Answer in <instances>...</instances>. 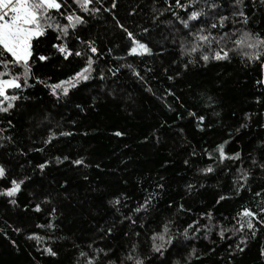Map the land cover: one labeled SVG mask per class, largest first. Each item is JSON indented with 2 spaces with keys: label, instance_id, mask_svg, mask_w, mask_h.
<instances>
[{
  "label": "trees",
  "instance_id": "trees-1",
  "mask_svg": "<svg viewBox=\"0 0 264 264\" xmlns=\"http://www.w3.org/2000/svg\"><path fill=\"white\" fill-rule=\"evenodd\" d=\"M216 2L222 15H230L233 0ZM73 7L68 0L62 11ZM90 7L100 11L78 13L85 23L70 30L74 34L67 41L73 52L86 55L65 60L52 49L56 34L49 30L35 53L49 60L33 58L32 87L20 93L13 109L0 113V166L7 177L0 179V189L13 179L23 181L15 196L0 195V264H87L93 255L100 264H120L133 245L134 255L148 258L145 264H264V227L257 223L255 236L246 227L235 235L231 231L239 227L237 220L248 219L238 216L242 209L258 213L264 206V170L252 164V157L264 161V84L257 83L264 80V60L247 63L232 54L229 60L205 64L197 53L181 56V43L190 47L191 38L165 11L163 0H115V7L113 0H94ZM176 11L186 19L184 10ZM244 11L247 28L264 33L261 0H245ZM120 25L145 43L150 54L130 55L131 42ZM232 27L230 19L226 28ZM81 41L94 42L97 54ZM87 56L94 60L92 78L70 89L67 97L58 100L36 83L35 77L47 84L66 79L84 66ZM117 131L122 135L116 136ZM224 141L225 152H240V161L217 162L216 149ZM81 158L83 164L73 163ZM46 160L40 170L37 165ZM208 165L215 170L202 173ZM241 167L251 174L237 194L233 179ZM150 193H156L151 207L133 212ZM121 194L116 211L108 201ZM221 195L229 198L217 204ZM209 211L211 221L200 215ZM129 215L131 220L124 219ZM193 220L213 226L208 239L203 229L195 236L190 230L185 239L184 228ZM166 221L174 240L159 256L150 250V237ZM49 222L53 228L47 227ZM221 226L230 229L225 239L216 234ZM32 234L40 239H28ZM45 248L57 255L46 254ZM192 249L196 252L187 259Z\"/></svg>",
  "mask_w": 264,
  "mask_h": 264
},
{
  "label": "snow or ice",
  "instance_id": "snow-or-ice-1",
  "mask_svg": "<svg viewBox=\"0 0 264 264\" xmlns=\"http://www.w3.org/2000/svg\"><path fill=\"white\" fill-rule=\"evenodd\" d=\"M94 0H71V4L74 6L70 11H62V8L68 7V0H0V113H7L10 109L15 107L14 102L21 99L20 93L23 92L25 88L32 87L29 83V78L33 75L32 63L33 58L38 62H45L49 60V56L46 55H36V46L40 43L42 38H47V33L51 30L55 33V42L51 43L52 49L58 52L60 55L67 60L71 55L76 57H83L86 53L73 50L69 47L67 41L74 34L70 30H75L78 26L85 23V18L83 15L78 13H97L100 11L99 8L90 7ZM164 4L168 7L165 11H171L172 16L179 20V23L183 26L185 30L188 31V36L191 38L189 40L190 47H185L184 43H181V56L187 54L191 56L193 53L199 54V59L207 64L209 61H226L229 60L232 54L240 55L242 61L247 63H252L254 61L264 60V33H257L250 31L247 28L249 18L244 11L245 0H233V10L230 15H222L220 12V5L216 0H174L173 4H169V0H163ZM96 4H100L101 0H95ZM264 4V0H261ZM113 7H115V0H113ZM176 10H184L185 18H181ZM55 11L56 14H53ZM108 11V9H104ZM161 15L163 13H160ZM61 17L66 23H62ZM201 17L204 19L202 20ZM232 20L233 27L231 29L226 28V24L229 20ZM211 20V23H208ZM199 27H195L196 25ZM239 25V27H236ZM123 31L127 35V39L131 42L132 47L128 49L130 55L136 54H150V48L145 44L139 42L134 34L120 25ZM76 40H80L79 36H75ZM85 44L87 50L93 55H96L98 49L94 46V42L91 41H81ZM231 44V47L228 45ZM10 57V59H9ZM193 60H189L188 63H193ZM93 56H87L86 62L83 67L78 71H75L71 76L64 80H60L55 84H47L45 81L41 80L39 77H35L36 83L44 84L45 87L49 88L52 96L56 97L58 100L69 95L70 89L76 88L78 85H82L92 78L91 73L93 72ZM128 67L131 68L129 65ZM264 68V63L261 64ZM19 68L20 71L16 72L15 69ZM111 71V69H109ZM133 75L139 77V73L132 69ZM178 75V74H177ZM104 76L101 74L100 79ZM142 79V78H141ZM172 80L173 77H168ZM258 84H264V80H258ZM149 91L151 89H148ZM15 92L16 94H10ZM171 94V93H169ZM27 99V97H23ZM81 108V111L84 109ZM192 115V113H189ZM247 118V114H246ZM200 122H203L204 117H198ZM11 124V121H9ZM246 124H242L241 128L246 127ZM200 127V124H197ZM239 131V129H237ZM61 135H71V133H61ZM116 136H121L122 133L115 132ZM51 139V135L49 137ZM44 143H49V140H45ZM224 141L217 146L216 151L218 156L216 160L218 163H224L226 160L240 161L241 153L236 152L229 156L224 150ZM195 155V153H193ZM209 158L212 155L209 154ZM64 159H67L65 157ZM60 162V158L57 157V163ZM49 161H44L43 163L37 165L40 170H44L48 165ZM76 165H81L84 163L83 158L73 161ZM187 164V161H185ZM253 166H259L264 170V161H258L255 157H252ZM86 166V165H85ZM215 169L212 165H208L200 171L204 174L212 173ZM236 176L233 179V185L235 186V191L237 194L242 188L245 187V183L250 178L251 170L245 168H237ZM6 169L0 166V179H6ZM23 181H17L15 179L10 181V186L0 189V195L7 196L9 198L15 196V194L20 190V186ZM157 187H162V185H157ZM193 185H187V188L191 190ZM255 195L260 196L261 193L257 192ZM156 193H150L146 196L143 203H140L138 207L133 209V212L139 213L141 211H146L147 208L151 207V202L155 198ZM123 194L120 196H115L113 199L109 200V205L116 208L119 211V205L121 204V199ZM229 197L221 195L216 200L219 204L221 201L228 199ZM9 203L15 204L14 199H10ZM40 206H36V211H39ZM181 211H186L183 205H180ZM264 206L259 209V212H253L249 208L245 207L242 209L238 216L247 217L245 221L237 220L239 227H233L231 229L233 235L237 232H243L246 227L248 230L252 231V235L255 236L256 224H260L264 227ZM202 217L211 221L213 219L212 212L201 213ZM126 220H131V215L124 217ZM135 223V221H132ZM170 221H166L159 232H153L150 237L151 252L156 253L159 256L165 255V249L168 245L173 243L174 237L169 234V224ZM37 227H44V225H37ZM48 228H53L51 222L47 225ZM193 236L199 233L202 229L205 232L204 238L208 239V232L213 229L212 225H202L199 224L197 220H193L187 227L184 228L183 235L185 239L188 238L190 230H193ZM17 232L20 229H15ZM230 229L225 227H220V230L216 233L220 239H225L226 233ZM108 234L112 232V228L107 229ZM127 235V234H126ZM28 239L39 240L40 237L35 234L27 237ZM243 239L239 243H244ZM91 248L92 245H89ZM237 250L243 252L244 249L237 246ZM136 251V245L132 246L130 252L123 256L120 264H145L147 257H139L134 255ZM44 252L51 256H56L57 253L51 248H45ZM97 253H103L105 258L108 253L104 249H97ZM196 249H192L188 253L187 259H191L195 254ZM81 256L87 255L85 252L80 253ZM261 255H264V249H261ZM87 264H100L99 258L96 255L91 256L87 260ZM108 264H115V261H108ZM174 264H179V262H174Z\"/></svg>",
  "mask_w": 264,
  "mask_h": 264
},
{
  "label": "rangeland",
  "instance_id": "rangeland-1",
  "mask_svg": "<svg viewBox=\"0 0 264 264\" xmlns=\"http://www.w3.org/2000/svg\"><path fill=\"white\" fill-rule=\"evenodd\" d=\"M141 43H142V42H141ZM130 47H132V44L128 47V49H129Z\"/></svg>",
  "mask_w": 264,
  "mask_h": 264
}]
</instances>
